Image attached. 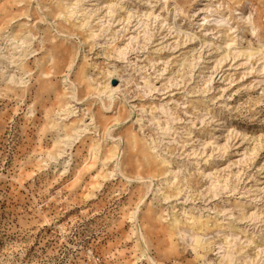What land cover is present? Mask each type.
Listing matches in <instances>:
<instances>
[{
	"label": "rangeland",
	"instance_id": "1",
	"mask_svg": "<svg viewBox=\"0 0 264 264\" xmlns=\"http://www.w3.org/2000/svg\"><path fill=\"white\" fill-rule=\"evenodd\" d=\"M0 264H264V0H0Z\"/></svg>",
	"mask_w": 264,
	"mask_h": 264
},
{
	"label": "bare ground",
	"instance_id": "2",
	"mask_svg": "<svg viewBox=\"0 0 264 264\" xmlns=\"http://www.w3.org/2000/svg\"><path fill=\"white\" fill-rule=\"evenodd\" d=\"M185 235V234H184ZM197 241H199V240H197Z\"/></svg>",
	"mask_w": 264,
	"mask_h": 264
}]
</instances>
